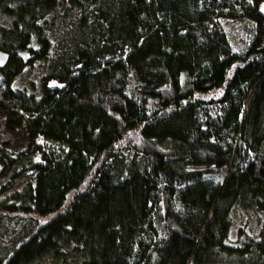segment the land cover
<instances>
[{"label":"trees","instance_id":"obj_1","mask_svg":"<svg viewBox=\"0 0 264 264\" xmlns=\"http://www.w3.org/2000/svg\"><path fill=\"white\" fill-rule=\"evenodd\" d=\"M0 17V73L25 81L9 110L67 147L1 151L2 193L35 174L0 199V223L26 222L0 264H264V0H0ZM238 209L257 235L231 239Z\"/></svg>","mask_w":264,"mask_h":264},{"label":"rangeland","instance_id":"obj_2","mask_svg":"<svg viewBox=\"0 0 264 264\" xmlns=\"http://www.w3.org/2000/svg\"><path fill=\"white\" fill-rule=\"evenodd\" d=\"M8 19L6 17H0V25L7 26ZM251 26H249L244 21L231 22L228 26V36L230 41L231 49L236 54H241L247 51L251 44L252 38L250 36ZM21 72L26 71V68H20ZM16 78L11 84L4 82V79L0 73V153L2 150L6 153L18 154L20 151H26L25 153H30L33 149H38V154L33 157L34 162L36 160L43 162L42 153L47 155V151H58L61 152L67 147L64 143L57 142L54 140L46 139L42 136L36 137V139L30 142L29 132L26 128L25 122L23 119L18 118L14 115L13 111H10L9 107L11 104H15L11 99L9 87L13 89L24 88L25 81L19 80ZM15 109V108H13ZM38 156V157H37ZM7 171V164H3L0 160V199L9 197L16 189H19L27 181L33 178L35 174L33 168L29 165L25 177L16 184L13 189L2 193V191L7 186L8 179L4 178ZM233 217V229L231 230V239L232 240H241L244 239V236H241V229L246 228V232L249 235H257L260 230V224L258 223L259 219L255 216H247L245 212L238 209L235 210L232 214ZM26 225V222L19 221L16 218L10 220H5L0 223V237L3 240L2 246L8 244V242L18 235L20 229ZM245 232V231H242ZM246 235V234H244ZM37 264H55L50 259H45ZM76 264V263H72Z\"/></svg>","mask_w":264,"mask_h":264},{"label":"water","instance_id":"obj_3","mask_svg":"<svg viewBox=\"0 0 264 264\" xmlns=\"http://www.w3.org/2000/svg\"><path fill=\"white\" fill-rule=\"evenodd\" d=\"M9 60H10V55L0 50V70L7 66Z\"/></svg>","mask_w":264,"mask_h":264}]
</instances>
